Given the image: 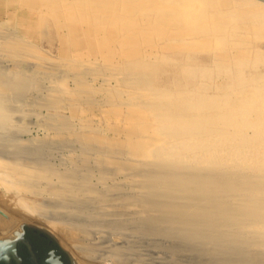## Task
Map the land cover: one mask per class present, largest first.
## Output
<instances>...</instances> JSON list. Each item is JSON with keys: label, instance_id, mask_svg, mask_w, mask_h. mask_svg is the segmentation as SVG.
<instances>
[{"label": "bare ground", "instance_id": "bare-ground-1", "mask_svg": "<svg viewBox=\"0 0 264 264\" xmlns=\"http://www.w3.org/2000/svg\"><path fill=\"white\" fill-rule=\"evenodd\" d=\"M163 1L165 7L177 2ZM186 1L188 9L183 2L181 6L187 15L192 14L191 19L186 15L189 20L196 15L195 22L209 20L211 6L206 10L209 17L201 19L200 11L213 0ZM238 1L245 8L241 23L262 28L264 0ZM226 12L223 19L232 20L235 14L228 13L230 18ZM180 16L179 24H188L186 29L195 24L192 29H198L197 33L203 28ZM238 20L233 18L231 25ZM253 29L248 31L253 34ZM194 30L182 34H195ZM209 30L201 38L215 36L216 45L233 36L231 46L237 42L240 46L239 41L248 37L245 30V35L233 29H228L233 34L224 29L213 35ZM244 44L242 48H251ZM219 48V52L227 50ZM234 48L240 53L235 57H242V49ZM188 51L182 53L187 57ZM248 56L252 62L257 59ZM244 58L241 62L239 57L231 58V64L225 61L223 72L217 69V57V66L213 63L208 68L187 64L186 59L179 70L188 81L171 89L147 87L145 74L138 69L121 74L124 85L130 86L123 102L137 111L136 118L130 119L123 148L118 146L121 149L113 152L115 156L99 148L92 158L67 154L58 163L52 160L51 139L23 138L25 129L11 125V115L23 103L18 97L26 79L5 72L0 77V243L12 242L21 224L27 223L53 233L71 253L74 264H102L110 256L115 264H264V74L254 70L256 61L252 64ZM147 64L148 72L159 71L157 64ZM147 64L142 65L145 71ZM172 82L176 84V78Z\"/></svg>", "mask_w": 264, "mask_h": 264}, {"label": "rangeland", "instance_id": "rangeland-1", "mask_svg": "<svg viewBox=\"0 0 264 264\" xmlns=\"http://www.w3.org/2000/svg\"><path fill=\"white\" fill-rule=\"evenodd\" d=\"M176 1L179 4L174 2L168 5L167 8L164 6L166 1L163 0L159 1L160 4L157 0H0V64L2 65H0V77H4L6 72V74L12 73V75L15 73L16 77L26 79V87L23 88V92L21 91V96L18 97L23 103L20 106V111L11 115V125L25 129L21 133L23 138L35 136L41 140L51 139L54 146L51 154L55 163H58L64 156L75 158H87L89 156L92 158L98 148L101 151H108L109 155L112 153V156H115L116 154L113 152L123 148L122 146L126 141L130 119L137 116L136 108L127 106L124 103L127 101V96H129L130 86L124 85L123 78H121L123 75L121 76V74L138 69L139 72L143 71L145 74L147 87L172 88L175 85L181 86L186 83L187 78L182 75V72L180 73L181 70L179 69L181 68L179 66H182L180 64H185V60L189 58L188 56L196 52L191 55L189 61L186 60L187 64L191 63L197 67L199 65L207 68L208 66L213 67V63L222 56V51L219 52L218 50L219 47V49L222 47L221 50L223 51L226 49L228 51V48H230L231 53L225 51L224 54L222 52L225 57L222 56L224 58L221 57L222 59L219 61L220 64L222 61L224 62L220 66L218 61L217 69L221 70L224 67L223 64L234 63L232 60H238V57L240 58L238 61L241 62L242 57L244 58L248 54L254 57L252 59L257 57L256 62L250 61L248 55V58H244V60L247 59L252 64L255 62L254 70L264 74V25L262 28L253 25L258 32L253 27L250 28L249 25L250 27H248L255 31H253V34L250 33L248 31L250 29L244 25L245 23H241V20L245 19L246 16L243 13L245 8L242 9L239 5L240 1L226 0L227 3L224 2L225 0H213L212 5L211 3H208L209 6L208 4L203 5L205 7L201 9L205 11L211 6L207 11L210 18L212 17V21L210 18L207 21L203 19L205 15L206 17L209 16H207V11V14H203L205 11L202 12L203 10H201L200 15H203L201 16L203 20L198 18L199 23L194 20L199 17L196 15L197 13L193 12L197 16L192 17H195L192 19L193 21L188 19L187 16L192 14L187 15L188 12L185 10L188 9L187 1ZM162 2H164L163 5ZM182 2L186 8L181 6ZM233 2H236V4L234 5ZM188 3H190V6H195L189 1ZM229 3L236 7L233 6V10H230ZM180 6L183 9L185 8L181 12L185 13L186 11L187 13L185 15L183 13V16L187 15L186 19L189 20L183 19L186 23L190 22V25H192L194 22L198 23V26L203 25L204 30L212 29L213 35L215 31L225 32L226 30L228 32L233 29L235 33L236 30L238 33V31L243 32L245 30L248 33H246L248 37H243L245 44L241 42L243 40H238L240 42L239 46L237 39L234 40V43L237 42L238 45L233 44L236 48L240 47L237 49H242L243 56L235 57L240 53L238 50L239 54H237L236 49L232 47L233 45L231 46L233 36H231L232 38H226L225 41L222 39L221 45L217 41L218 45H216L215 41L217 39L213 35L211 37L213 36L212 38L215 41L209 36L205 38L207 35H204L205 39L201 38L202 33L206 34V31H202L203 28L199 29L200 34L196 33L198 29H192L195 24L190 26V29L185 27L188 24H179L181 18L177 16L182 13L177 8L179 9ZM227 7L229 8L228 12H226ZM169 8L173 10L169 12ZM166 10L169 12L168 15H166ZM188 11L190 12L191 8ZM192 11H196V9ZM173 12L175 14H172ZM176 12L181 14L176 15ZM225 12L227 17L230 12V15L238 14L239 16L235 17L234 15V17H231L234 18V21L239 19V26L235 22L231 25L230 21L233 22V18L230 16L232 20H229L230 18L229 21L224 20L223 15ZM209 22H211V25ZM228 22L230 26L227 25ZM183 27L186 30H183ZM180 30H182L181 33ZM188 30H191V33L194 30L195 34L190 35V32L187 34L188 36L182 34L184 31L188 32ZM229 32L232 33V31ZM244 32L239 33L244 34ZM256 32L259 33V36L255 35ZM208 33H210V30ZM184 35L187 36L184 37L185 42L182 37ZM253 35L257 37L255 38ZM188 37L193 41H187ZM246 38L248 40L252 38L253 41L249 42ZM162 39L163 41H161ZM214 44L218 47H216L218 53L214 51L216 49ZM241 44L251 48H242ZM209 48L212 49V52L206 51L210 50ZM182 49L184 51L190 50L191 54L188 51L186 57L184 54L186 51L184 52ZM251 49L256 51V53L252 51L254 55L250 54L252 53ZM213 52H216L217 56ZM226 54L229 55L226 56ZM230 54L234 56L231 55L232 60H230ZM144 55H148L149 61ZM184 56L186 59L182 63ZM216 57L219 59L217 60ZM226 58L229 60H225ZM150 61L152 64L158 65L159 71L157 73L148 72L150 66L147 63ZM23 64L26 66H23ZM143 64L144 67L147 64L146 71V68L144 69L142 66ZM3 66L6 68H2ZM197 67L195 70H197ZM221 71L223 72V70ZM117 78L118 81H115ZM174 78H176V84L172 82ZM135 88L133 91H141V89ZM25 109L26 111H23ZM123 123L124 125L126 123V125L124 126ZM55 139L60 140L61 143L54 141ZM68 145L69 147H67ZM87 146L89 148H86ZM118 146H121V148ZM55 241L62 250L69 256L71 255L59 239ZM115 263L116 260L110 256L102 264ZM78 264L80 263L78 262Z\"/></svg>", "mask_w": 264, "mask_h": 264}, {"label": "flooded vegetation", "instance_id": "flooded-vegetation-1", "mask_svg": "<svg viewBox=\"0 0 264 264\" xmlns=\"http://www.w3.org/2000/svg\"><path fill=\"white\" fill-rule=\"evenodd\" d=\"M15 253L18 259L9 253V263L0 261V264H52V257L58 261L57 264L66 262L65 255L55 239L35 229H24L23 238L15 243Z\"/></svg>", "mask_w": 264, "mask_h": 264}, {"label": "water", "instance_id": "water-1", "mask_svg": "<svg viewBox=\"0 0 264 264\" xmlns=\"http://www.w3.org/2000/svg\"><path fill=\"white\" fill-rule=\"evenodd\" d=\"M24 229L27 231H31V229H35V230L40 231L41 234H46V235L52 237L53 239L58 240L57 237L53 233H51L50 231H48L44 228L23 223V224H21V232L12 242H1L0 243V261H4L5 263H9V253H11L16 259H18L17 255L15 253V243L18 239L23 238ZM58 247H59V245H58ZM62 251L65 255V260H66L65 264H71V262H72V264H74L73 259L71 258V255L69 256L64 250H62ZM50 262L52 264L58 263V261L55 260L54 257H52V259H50Z\"/></svg>", "mask_w": 264, "mask_h": 264}]
</instances>
